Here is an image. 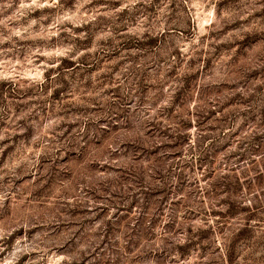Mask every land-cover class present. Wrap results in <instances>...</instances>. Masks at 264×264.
Listing matches in <instances>:
<instances>
[{
    "label": "rangeland",
    "instance_id": "rangeland-1",
    "mask_svg": "<svg viewBox=\"0 0 264 264\" xmlns=\"http://www.w3.org/2000/svg\"><path fill=\"white\" fill-rule=\"evenodd\" d=\"M0 264H264V0H0Z\"/></svg>",
    "mask_w": 264,
    "mask_h": 264
}]
</instances>
